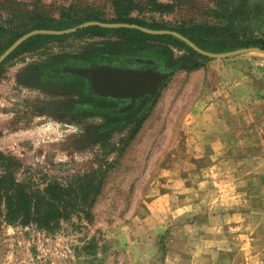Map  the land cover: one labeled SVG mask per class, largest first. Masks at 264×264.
Listing matches in <instances>:
<instances>
[{
    "label": "rangeland",
    "instance_id": "1",
    "mask_svg": "<svg viewBox=\"0 0 264 264\" xmlns=\"http://www.w3.org/2000/svg\"><path fill=\"white\" fill-rule=\"evenodd\" d=\"M134 1L132 15L173 30L222 25L250 46L264 39V0H248L250 12L235 24L228 20L233 0ZM156 3L170 8L156 10ZM63 12L112 18L114 0H0V46L32 29L36 18ZM105 39H51L1 67L0 151L17 160L21 188L67 187L68 213L52 228L9 222L7 182L0 183V264H264V115L237 118L231 110L257 99L264 113V53L198 58L197 66L175 70L151 106L122 129L83 131L82 121L47 113L46 92L22 73L33 60L85 53ZM225 117L250 145L237 150L238 164L221 162L229 149L219 141L232 125Z\"/></svg>",
    "mask_w": 264,
    "mask_h": 264
},
{
    "label": "trees",
    "instance_id": "2",
    "mask_svg": "<svg viewBox=\"0 0 264 264\" xmlns=\"http://www.w3.org/2000/svg\"><path fill=\"white\" fill-rule=\"evenodd\" d=\"M236 1L233 0L231 13L228 16L229 22L234 24L239 22L238 17H240L243 12L247 13L248 11L249 13L251 10L248 0ZM114 7L115 16L112 18L92 17L80 20L63 12L60 19L36 18L35 25L32 29H66L88 20L138 23L153 29H170L160 23L148 22L132 15L133 11L139 7V3L134 0H114ZM154 8L159 11H164L169 9L170 6L164 3H156ZM259 8L261 7L259 6ZM176 30L188 36L201 48L212 52H224L238 47L254 45V42L248 39L235 38L234 32H229L227 27L222 25L194 24L191 27L181 26L176 28ZM27 31L17 33L9 41L0 46V55L18 37ZM70 35L108 37V39L97 43L95 46L87 48L85 53H95L97 58L108 59L109 61L117 60L121 55L148 56L162 59L167 68L169 67L177 70L179 68L195 67L199 64L197 61L198 58H208L198 53L189 44L172 34H152L141 29L124 26L105 27L102 25H91L68 34H35L24 41L2 62L0 70L8 59L18 53L24 50L34 49L51 39H63ZM259 46L264 48V39L260 41ZM175 48L182 49L185 53L175 56ZM85 53H83L82 56ZM152 103L153 101L147 105L145 110H147ZM142 117L143 115L137 120ZM17 164L18 162L14 156L0 151V166H3L5 170V174L0 175V183L7 182L3 187L5 191L2 195L6 204L5 219L12 223L18 221L22 223L33 222L42 227H54L55 224L68 213L64 206L68 188L62 187L56 183L36 191H28L21 188L22 183H19L14 177ZM12 184L17 187H12ZM93 246H96V244H89L87 247Z\"/></svg>",
    "mask_w": 264,
    "mask_h": 264
},
{
    "label": "flooded vegetation",
    "instance_id": "3",
    "mask_svg": "<svg viewBox=\"0 0 264 264\" xmlns=\"http://www.w3.org/2000/svg\"><path fill=\"white\" fill-rule=\"evenodd\" d=\"M82 54L61 52L43 60H33L24 69L22 78L35 89L46 92L47 113L61 119L82 121L83 131L122 129L132 117L141 115L157 96L124 94L118 87L127 81L126 78L103 75L96 71L98 68L152 69L169 73L170 77L175 71L155 57L121 55L109 61L97 58L95 53Z\"/></svg>",
    "mask_w": 264,
    "mask_h": 264
},
{
    "label": "water",
    "instance_id": "4",
    "mask_svg": "<svg viewBox=\"0 0 264 264\" xmlns=\"http://www.w3.org/2000/svg\"><path fill=\"white\" fill-rule=\"evenodd\" d=\"M91 25H102L105 27H132L141 29L143 31L152 33V34H172L187 44H189L193 49H195L198 53L208 56V57H229L241 53L246 52H260L264 53V48L259 46H247V47H240L229 51L224 52H212L205 50L198 46L192 39H190L188 36L184 35L183 33L173 30V29H153L149 28L143 25H140L138 23H128V22H104L101 20H88L83 23H80L76 26L66 28V29H48V28H36L32 29L30 31H27L26 33L22 34L20 37H18L1 55H0V65L2 62L15 50L17 49L24 41H26L29 37L35 35V34H68L75 32L81 28H85L87 26ZM151 61V60H150ZM153 62V61H151ZM96 71H101L103 75H106L104 73L113 74L117 76L118 78L124 77L126 78V82L123 85H119L118 88H121L124 92V94L128 95H135V94H145L149 93L151 98L155 97L159 91L161 90L164 82L168 80L170 77L169 73H163L160 71H155L152 69H146V70H132V69H126L121 70L114 66H103L98 68ZM173 74V72H172ZM123 82V81H122Z\"/></svg>",
    "mask_w": 264,
    "mask_h": 264
},
{
    "label": "crops",
    "instance_id": "5",
    "mask_svg": "<svg viewBox=\"0 0 264 264\" xmlns=\"http://www.w3.org/2000/svg\"><path fill=\"white\" fill-rule=\"evenodd\" d=\"M244 90L247 91L248 89H244ZM255 102L258 103L259 101L256 99ZM255 102H253L252 100L246 101V103H243V104L241 102H238L236 104V107L235 106L234 107H231L232 115L235 116V114H236L237 118L250 117V119L252 117L253 118L254 117H260V116L262 117L264 115V113L262 115L259 114V111H258L259 107L255 104ZM234 104H235V102H234ZM220 120H222V119H220ZM223 120H224V122L228 123L226 117L223 118ZM229 124H232V123H228V125ZM248 124H249V122H248ZM243 127L245 128V126H243ZM229 129L231 130L230 131L231 134L229 135V138H225V140H220L219 141V143L221 142L220 143L221 145H219L220 148L229 149V150H224V153H227V154L224 155L225 158H224V160H221V162L223 161L225 163L227 162V163H230V164H238V162L241 161V158L238 157L237 150L242 149L241 147H245V146L248 147L250 145H249V142L246 141V140L244 141V143L242 142V138H241V135H240L241 130H240V126L238 124L229 125ZM250 131H255V129L252 128V129H250ZM234 133H237V135L239 136V139L232 138L233 135H234ZM250 139L252 140L254 138L251 137ZM253 142L255 143V145H259V141L258 140L253 141ZM252 146H254V145H251V147ZM230 148H233V149L237 148V149L235 151H232L231 152L230 151ZM250 172H251V175H250V177H251V184H253V182L256 180V177H255V174L256 173L255 172H252V171H250ZM232 176H233L232 178L234 180H237L238 179V176H234V175H232ZM238 191L236 189L235 190V193L238 194Z\"/></svg>",
    "mask_w": 264,
    "mask_h": 264
}]
</instances>
